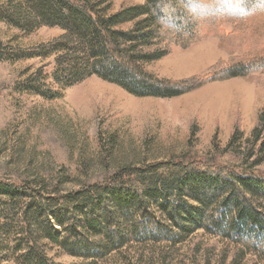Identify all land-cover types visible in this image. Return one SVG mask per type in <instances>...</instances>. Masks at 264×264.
<instances>
[{"label":"rangeland","instance_id":"1","mask_svg":"<svg viewBox=\"0 0 264 264\" xmlns=\"http://www.w3.org/2000/svg\"><path fill=\"white\" fill-rule=\"evenodd\" d=\"M9 1L0 0V9ZM144 2L111 0V11ZM251 18L259 24L237 30L235 22L221 21L211 33L204 27L203 36L190 46L174 44L166 56L144 67L179 82L247 61L264 51V9ZM31 29L0 18V177L32 181L45 194L64 193L104 182L126 167L183 155L240 164L248 152L244 142L237 152L227 145L236 127L247 138L259 124L264 72L209 81L174 97L137 96L97 75L67 86L53 79L59 54L45 47L64 29ZM44 83L59 94L48 97L34 90ZM254 169L264 171V158ZM7 201L0 196V264L42 262L26 259L30 246L47 264L92 261L49 238L29 243L18 209L9 210ZM134 217L122 220L123 229L132 230L130 241L96 264H264L261 250L239 255L235 243L205 229L181 240L137 236L139 216ZM153 227L150 221L148 228ZM62 232L57 226V234Z\"/></svg>","mask_w":264,"mask_h":264},{"label":"trees","instance_id":"2","mask_svg":"<svg viewBox=\"0 0 264 264\" xmlns=\"http://www.w3.org/2000/svg\"><path fill=\"white\" fill-rule=\"evenodd\" d=\"M219 4L210 8L199 0H145L112 12L111 0H11L0 9V18L31 30L40 25L64 29L45 46L59 54L52 73L56 82L68 86L97 75L137 96L174 97L209 81L264 72V51L214 67L209 77L179 82L145 69V63L163 58L172 45L190 46L203 36L202 28L211 33L221 21L235 22L237 30L252 27L258 20L251 17L264 9V0ZM34 90L48 97L59 94L45 83ZM258 123L250 137L239 127L231 135L229 150L237 152L242 142L248 149L240 164L183 155L48 194L32 181L0 177V196L7 198L9 210L18 209L29 243L49 238L92 259L76 264H96L99 257L122 249L132 231L123 229L122 220L135 215L139 220L133 232L140 237L181 240L205 229L235 243L239 255L264 253V171L254 169L264 158V112ZM31 258L47 264L34 246L27 250L26 259Z\"/></svg>","mask_w":264,"mask_h":264},{"label":"clouds","instance_id":"3","mask_svg":"<svg viewBox=\"0 0 264 264\" xmlns=\"http://www.w3.org/2000/svg\"><path fill=\"white\" fill-rule=\"evenodd\" d=\"M200 4L210 7V8H214V7H219V0H199Z\"/></svg>","mask_w":264,"mask_h":264}]
</instances>
